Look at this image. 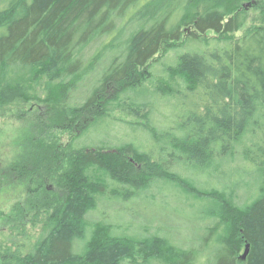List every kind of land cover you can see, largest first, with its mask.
I'll return each instance as SVG.
<instances>
[{
    "label": "trees",
    "instance_id": "trees-1",
    "mask_svg": "<svg viewBox=\"0 0 264 264\" xmlns=\"http://www.w3.org/2000/svg\"><path fill=\"white\" fill-rule=\"evenodd\" d=\"M199 1L0 0V110L44 108L6 168L27 199L0 217V264H264V27L229 37L243 0ZM163 45L181 50L152 91ZM121 100L143 122L111 120ZM53 129L76 134L47 192Z\"/></svg>",
    "mask_w": 264,
    "mask_h": 264
},
{
    "label": "rangeland",
    "instance_id": "rangeland-1",
    "mask_svg": "<svg viewBox=\"0 0 264 264\" xmlns=\"http://www.w3.org/2000/svg\"><path fill=\"white\" fill-rule=\"evenodd\" d=\"M205 3V0H200L198 5H195L192 9L195 11L198 7L204 8L202 4ZM235 6L237 11L242 15L243 24L238 29L237 32L228 35L229 37L238 38L245 33L249 32L250 30L261 26L264 27V0H243V1H236ZM133 19H128L125 25L122 27L121 34H117L118 36H126L128 32L132 29H135L136 20L134 22ZM182 33L183 36L188 34L192 31L190 25L182 26ZM116 35V36H117ZM207 37L216 36L212 32L206 33ZM113 42H115L113 40ZM175 45V44H174ZM180 48L173 49L166 51L165 46L163 45L154 59L162 56V58L152 65V71L155 75V79L153 80V85L151 86L150 90L156 91L155 86L164 82L165 80L162 78L164 74L161 73L157 74L156 69L161 70L166 66V64H172L175 55L180 52ZM158 80V81H157ZM163 95V94H162ZM149 105L147 109L152 110V117L154 118L155 122L164 121L167 118L173 116L174 113L166 111L162 106L156 105L153 100L148 101ZM195 102L191 100L190 105L194 104ZM147 106V105H146ZM43 107L37 101H27V102H18L10 104L0 110V214L1 218L3 217L8 218L10 220L14 216L15 208L14 206L21 205L26 202L27 193L25 186L20 184L17 181H11L8 179V175L6 174V168L13 161L16 159L17 155L21 151V146L24 142H28V139L31 137H37V135L42 132L39 131L40 126H37L40 120L39 115L43 112ZM108 117L116 122H127V123H141L142 120V112L138 109L132 107L127 101H120L116 110L109 113ZM116 124V123H115ZM161 124V123H160ZM38 127V128H37ZM125 129L124 127H121ZM33 130H37V133ZM130 131V130H129ZM34 132V133H33ZM33 133L30 137L28 135ZM46 141L50 147L54 146L53 148V156L50 159L60 161L61 164H58L52 167L51 171L41 172L40 174L43 175L44 181L43 186L47 192H53L56 189V179L58 175L66 169L67 167V158H68V147L75 136V132L72 130L69 131H60V130H47ZM44 133V134H45ZM118 135L122 134L123 131H118ZM142 133L139 138H141ZM34 139V140H35ZM33 140V141H34ZM50 174V175H49ZM42 179V178H41ZM28 208L26 207V209ZM20 211V210H19ZM26 220V219H25ZM17 222V220H16ZM8 229L7 226L4 225L3 221L0 219V230L6 232ZM36 229L31 228L30 226H26V232L33 233ZM1 239V236H0ZM239 251L237 254V258L241 259V255L244 252V244H239L238 246ZM246 255V257L249 254ZM245 257V258H246ZM132 258L137 261H141L143 256L141 255V251L138 247H133L132 249ZM242 260V259H241ZM240 262H244L242 260ZM243 264V263H242ZM246 264V263H244Z\"/></svg>",
    "mask_w": 264,
    "mask_h": 264
},
{
    "label": "water",
    "instance_id": "water-1",
    "mask_svg": "<svg viewBox=\"0 0 264 264\" xmlns=\"http://www.w3.org/2000/svg\"><path fill=\"white\" fill-rule=\"evenodd\" d=\"M248 250H249V244L246 243L245 246H244V252H243V254L241 255V259H242V260L245 259L246 255H247V253H248Z\"/></svg>",
    "mask_w": 264,
    "mask_h": 264
}]
</instances>
